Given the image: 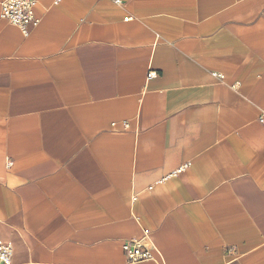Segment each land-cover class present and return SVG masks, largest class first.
<instances>
[{"label":"crops","instance_id":"obj_1","mask_svg":"<svg viewBox=\"0 0 264 264\" xmlns=\"http://www.w3.org/2000/svg\"><path fill=\"white\" fill-rule=\"evenodd\" d=\"M35 1L0 11L12 264H264V0Z\"/></svg>","mask_w":264,"mask_h":264},{"label":"built area","instance_id":"obj_2","mask_svg":"<svg viewBox=\"0 0 264 264\" xmlns=\"http://www.w3.org/2000/svg\"><path fill=\"white\" fill-rule=\"evenodd\" d=\"M61 0H56V3ZM119 3L118 0H115ZM35 0H4L0 3L1 18L17 27L24 37L39 24L34 14ZM150 74L148 77H151ZM264 124V120H261ZM184 166L177 173L183 171ZM149 232L144 231L140 239H132L122 244V251L128 264H138L155 260L156 250L148 243ZM13 248L9 244H0V264H12Z\"/></svg>","mask_w":264,"mask_h":264}]
</instances>
